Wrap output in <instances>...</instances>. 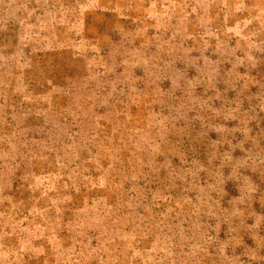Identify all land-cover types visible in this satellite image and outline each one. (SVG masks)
Instances as JSON below:
<instances>
[{"label":"rangeland","instance_id":"374dc122","mask_svg":"<svg viewBox=\"0 0 264 264\" xmlns=\"http://www.w3.org/2000/svg\"><path fill=\"white\" fill-rule=\"evenodd\" d=\"M0 264H264V0H0Z\"/></svg>","mask_w":264,"mask_h":264}]
</instances>
